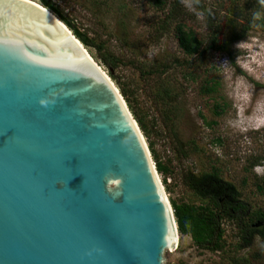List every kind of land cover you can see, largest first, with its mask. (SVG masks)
<instances>
[{"label":"water","instance_id":"95a60500","mask_svg":"<svg viewBox=\"0 0 264 264\" xmlns=\"http://www.w3.org/2000/svg\"><path fill=\"white\" fill-rule=\"evenodd\" d=\"M72 36L0 0V264H164L177 228L147 144Z\"/></svg>","mask_w":264,"mask_h":264},{"label":"rangeland","instance_id":"374dc122","mask_svg":"<svg viewBox=\"0 0 264 264\" xmlns=\"http://www.w3.org/2000/svg\"><path fill=\"white\" fill-rule=\"evenodd\" d=\"M50 1L89 38L108 43L119 63L114 72L94 50L83 47L108 77L113 74L109 78L117 90L127 92L144 124L145 134L141 133L154 164L166 169L158 175L170 203H201L188 186V176L216 171L237 190L250 213L264 211V195L254 187L255 177L264 175V125L257 128L247 122L255 95L249 101L242 95L243 83L237 86L243 78L254 93H261L264 75L258 81L236 63L238 56L241 62L254 61L247 65L253 68L258 61L264 72V0H165V7L157 0ZM168 13L172 21L164 24ZM178 26L203 40L204 51L184 54L177 42ZM209 26L220 27L217 41L224 50L206 48L213 35ZM226 62L231 64L227 71ZM156 65L167 71L148 76L139 70L155 71ZM238 120L245 122L238 125ZM246 224L243 211L225 224L226 247L236 252L200 250L189 236L179 234V243L171 255H164V264H264V230Z\"/></svg>","mask_w":264,"mask_h":264},{"label":"trees","instance_id":"16d2710c","mask_svg":"<svg viewBox=\"0 0 264 264\" xmlns=\"http://www.w3.org/2000/svg\"><path fill=\"white\" fill-rule=\"evenodd\" d=\"M38 1L40 2V5L53 13V15H55L62 23H64V25H66V27L69 28L74 37L78 39L83 46L94 50L98 60H100L105 67L113 72L115 71L117 66H119V63L116 57L110 52L107 46L108 43L102 40L103 38H89L85 33L75 27V25H72L71 21H69L63 15L62 11L50 0ZM164 1L165 0H157L156 3L158 6L161 4L162 7H165ZM171 13H175V9L170 12V15H172ZM171 18L173 17H169V13L164 15L163 23L168 24ZM170 21H172V19ZM209 25L213 27V25ZM210 26L209 29L211 30L212 28H210ZM219 29V26L212 29L213 35L211 36L213 37L211 38L210 36L208 42H205V44L208 45L206 48L213 51L225 49L223 44L221 47L217 41ZM176 32L178 46L182 48L184 54L192 56L197 54L200 50L204 51L201 47L203 40H198L189 32L185 33L181 31L180 26L177 27ZM105 37L109 38L108 35H105ZM153 67L156 68L155 71L148 70L147 73L144 71L143 67L139 70L141 74L148 76L158 73L162 74L167 71L166 67L158 66V70L157 65ZM109 75V77L113 76L111 72ZM119 91L140 131L145 134L144 124L133 111L127 92L124 88H119ZM155 168L157 173H166V169L158 162L155 164ZM188 177V186L195 191V193L202 199V202L198 205L177 204L175 202H171L170 205L178 234L189 236L193 247L204 251L218 252L220 254L231 253V249L233 248L226 247V238L228 235L226 231L228 229H225L227 226H225V224L232 220L234 213L240 211H243L246 218H248L250 225H256L255 227H258V231L264 230V211H255L250 213L248 211V207L246 208L245 204L240 201L239 197L241 195L237 193V190L231 184L222 181L218 172L212 171L199 175L198 177ZM254 187L258 190V192L264 195V175L262 177H255ZM239 223L240 225L237 223V228L240 230L242 225L241 222ZM249 224H246V226L248 225V227H250ZM233 231L236 230L233 229ZM234 248L237 249V247ZM233 252L236 251L233 249Z\"/></svg>","mask_w":264,"mask_h":264},{"label":"clouds","instance_id":"9594fccd","mask_svg":"<svg viewBox=\"0 0 264 264\" xmlns=\"http://www.w3.org/2000/svg\"><path fill=\"white\" fill-rule=\"evenodd\" d=\"M244 42L238 43L236 45L237 49L241 48L243 46ZM237 64L240 65L241 68H243L246 72H248L250 75H254L255 79H257L258 81L261 79V76L264 75V72L260 71L261 68V64L260 62L256 61V67H250L247 65H250L252 63H254V61L252 60H248V61H244L241 62V58L238 56ZM224 66L226 67V71L229 70L231 64L230 63H225ZM243 83V92L242 95L249 101L252 100L253 96L255 95V100H254V106L253 109L251 111V113L246 117L247 122L254 127H260L262 125H264V91H262L261 93H254V89H252L251 85H248L247 83L243 82V78H240L237 81V86L239 87L240 84ZM51 101L47 100V99H42L40 101L41 105L43 106H47ZM244 120H238L236 121V123L238 125L244 124ZM112 183V180L109 181V184Z\"/></svg>","mask_w":264,"mask_h":264},{"label":"bare ground","instance_id":"6f19581e","mask_svg":"<svg viewBox=\"0 0 264 264\" xmlns=\"http://www.w3.org/2000/svg\"><path fill=\"white\" fill-rule=\"evenodd\" d=\"M71 33V32H70ZM72 34V33H71ZM72 37H74V36H72ZM74 39H76L75 37H74ZM76 41H78V39H76ZM78 43H80L79 41H78ZM81 44V43H80ZM84 48V47H83ZM84 50H85V52H86V54L88 55V57L90 58V59H92L91 58V56L88 54V52L86 51V49L84 48ZM111 81V80H110ZM112 82V81H111ZM115 86V85H114ZM117 89V88H116ZM143 139H144V137H143ZM145 141V140H144ZM157 177H158V180H159V182H160V184H161V187H162V190H163V194H164V198H165V200L168 202V204H170V202L168 201V198H167V196H166V193H165V190H164V187H163V184H162V182H161V180H160V177H159V175H158V173H157ZM176 236H177V242H176V245H175V248L174 249H176V247H177V245H178V243H179V234H178V232L176 231ZM174 249H173V251H174ZM173 251H171V252H173Z\"/></svg>","mask_w":264,"mask_h":264}]
</instances>
